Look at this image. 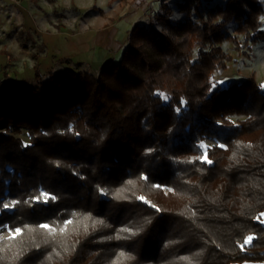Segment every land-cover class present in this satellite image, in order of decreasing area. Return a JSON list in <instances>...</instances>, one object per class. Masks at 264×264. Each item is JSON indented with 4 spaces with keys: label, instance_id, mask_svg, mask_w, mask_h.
I'll use <instances>...</instances> for the list:
<instances>
[{
    "label": "trees",
    "instance_id": "1",
    "mask_svg": "<svg viewBox=\"0 0 264 264\" xmlns=\"http://www.w3.org/2000/svg\"><path fill=\"white\" fill-rule=\"evenodd\" d=\"M173 2L180 18L134 24L97 75L0 86V245L18 250L0 264L264 259V89L213 81L223 41H264L263 2Z\"/></svg>",
    "mask_w": 264,
    "mask_h": 264
},
{
    "label": "rangeland",
    "instance_id": "2",
    "mask_svg": "<svg viewBox=\"0 0 264 264\" xmlns=\"http://www.w3.org/2000/svg\"><path fill=\"white\" fill-rule=\"evenodd\" d=\"M166 17L180 18L173 0H0V86L32 81L36 72L45 75L64 68L89 70L97 75L101 64L120 59L134 24L161 30V18ZM234 26V22L226 26L227 34L234 32ZM237 38L238 42L223 41L222 50L228 57L225 67L214 70L213 81L221 80L224 85L253 76L264 89V41L248 48L241 34ZM18 135L24 142L28 140L25 130ZM204 142L216 144L211 138ZM71 227L66 229V242L80 229ZM11 236L6 226L1 228L0 240ZM65 241L60 243L64 251L56 249L51 262L57 263L61 252H65ZM16 245V241L0 245L4 262L18 252ZM231 264H264V259Z\"/></svg>",
    "mask_w": 264,
    "mask_h": 264
},
{
    "label": "snow or ice",
    "instance_id": "3",
    "mask_svg": "<svg viewBox=\"0 0 264 264\" xmlns=\"http://www.w3.org/2000/svg\"><path fill=\"white\" fill-rule=\"evenodd\" d=\"M4 209H7L8 208V205L7 204H4L3 205ZM247 243V241H245Z\"/></svg>",
    "mask_w": 264,
    "mask_h": 264
},
{
    "label": "crops",
    "instance_id": "4",
    "mask_svg": "<svg viewBox=\"0 0 264 264\" xmlns=\"http://www.w3.org/2000/svg\"><path fill=\"white\" fill-rule=\"evenodd\" d=\"M103 64H101V66H102Z\"/></svg>",
    "mask_w": 264,
    "mask_h": 264
}]
</instances>
